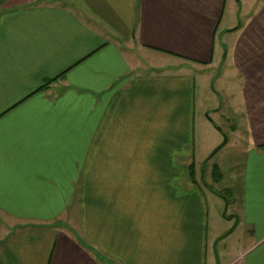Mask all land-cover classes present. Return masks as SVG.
<instances>
[{
  "label": "crops",
  "instance_id": "0c3cea01",
  "mask_svg": "<svg viewBox=\"0 0 264 264\" xmlns=\"http://www.w3.org/2000/svg\"><path fill=\"white\" fill-rule=\"evenodd\" d=\"M223 63L244 245L220 258L264 264V0H0V264H216L196 113Z\"/></svg>",
  "mask_w": 264,
  "mask_h": 264
},
{
  "label": "rangeland",
  "instance_id": "374dc122",
  "mask_svg": "<svg viewBox=\"0 0 264 264\" xmlns=\"http://www.w3.org/2000/svg\"><path fill=\"white\" fill-rule=\"evenodd\" d=\"M227 71L228 65H224L223 63L217 69V72H214L217 76L221 74L220 80L217 83H210L208 81L209 83L205 87L202 86V83H199L200 85L197 89V137L195 146L198 149L199 158L203 160L204 167H206L205 178L207 183L212 184L214 189L222 192L226 198L225 204L222 207L221 218L223 220H221L222 227L220 228V233H218V238L224 236L232 229L231 226L227 231H224L228 227L229 222L224 220L223 215L227 212L226 218H230L234 214L232 208V197L236 190L234 182L240 177L239 172L242 170L245 160V155L241 151L242 145L240 144V141L244 140V138L234 137L235 134L230 129L235 123V115H233L235 110L229 105V102L233 98V95L238 98L240 90L236 84L224 83ZM218 128H221L222 131H219ZM225 136H227V140L229 141L213 155L216 149L223 144ZM212 168L215 178L223 181L219 185L213 184L210 178V169ZM217 239H215L213 245H215ZM242 245L244 244L242 242L241 229L235 228L231 234L211 249V252L215 254L216 264L226 263L220 258L221 252L230 250L231 255H233L231 258H235L234 254H237V251L241 250Z\"/></svg>",
  "mask_w": 264,
  "mask_h": 264
},
{
  "label": "water",
  "instance_id": "95a60500",
  "mask_svg": "<svg viewBox=\"0 0 264 264\" xmlns=\"http://www.w3.org/2000/svg\"><path fill=\"white\" fill-rule=\"evenodd\" d=\"M218 130L219 131H221V129L220 128H218ZM227 143V136H225L224 137V142H223V144L220 146V147H218L217 149H216V151L213 153V155L215 154V153H217L225 144ZM226 214H227V212H225L224 213V217H226ZM228 220L229 221H232V220H235L236 221V223L233 225V227H232V229L227 233V234H225L224 236H222V237H220L219 239H217V241L215 242V245H217L221 240H224L229 234H231L232 232H233V230L235 229V227H236V225H237V217L236 216H231L230 218H228ZM216 258H218V257H216ZM219 264V263H218Z\"/></svg>",
  "mask_w": 264,
  "mask_h": 264
}]
</instances>
